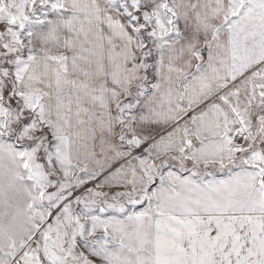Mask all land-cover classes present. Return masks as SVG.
<instances>
[{
	"label": "snow or ice",
	"instance_id": "1",
	"mask_svg": "<svg viewBox=\"0 0 264 264\" xmlns=\"http://www.w3.org/2000/svg\"><path fill=\"white\" fill-rule=\"evenodd\" d=\"M0 264H264V0H0Z\"/></svg>",
	"mask_w": 264,
	"mask_h": 264
}]
</instances>
